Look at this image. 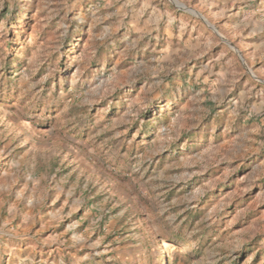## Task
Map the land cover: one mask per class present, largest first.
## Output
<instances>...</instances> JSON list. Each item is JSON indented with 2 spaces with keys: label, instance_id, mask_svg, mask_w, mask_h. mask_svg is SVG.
<instances>
[{
  "label": "rangeland",
  "instance_id": "obj_1",
  "mask_svg": "<svg viewBox=\"0 0 264 264\" xmlns=\"http://www.w3.org/2000/svg\"><path fill=\"white\" fill-rule=\"evenodd\" d=\"M175 1L0 0V264H264V0Z\"/></svg>",
  "mask_w": 264,
  "mask_h": 264
},
{
  "label": "water",
  "instance_id": "obj_2",
  "mask_svg": "<svg viewBox=\"0 0 264 264\" xmlns=\"http://www.w3.org/2000/svg\"><path fill=\"white\" fill-rule=\"evenodd\" d=\"M177 9H179V10H182V11H189V12H191V13H193L194 15H196L199 19H201L202 21H204V19H203V17L201 16V15H199L196 11H194V10H192V9H187V8H185L182 4H179V3H177L175 0H169ZM205 22V21H204ZM209 26V28L210 29H212L213 31H215V29L212 27V26H210V25H208ZM216 32V31H215ZM221 37V36H220ZM222 38V37H221ZM222 40L223 41H225L227 44H229L228 43V41H226L225 39H223L222 38ZM231 46V45H230ZM232 47V46H231Z\"/></svg>",
  "mask_w": 264,
  "mask_h": 264
},
{
  "label": "crops",
  "instance_id": "obj_3",
  "mask_svg": "<svg viewBox=\"0 0 264 264\" xmlns=\"http://www.w3.org/2000/svg\"><path fill=\"white\" fill-rule=\"evenodd\" d=\"M159 14V11L156 10V13H154V15H158ZM148 23H150V20L148 21ZM191 36V35H190ZM192 37V36H191ZM196 38V37H195Z\"/></svg>",
  "mask_w": 264,
  "mask_h": 264
}]
</instances>
